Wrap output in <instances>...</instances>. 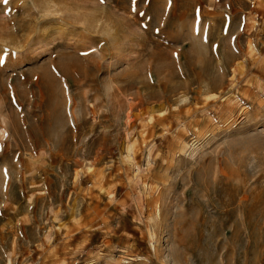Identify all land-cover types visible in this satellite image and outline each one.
<instances>
[{"label":"rangeland","instance_id":"1","mask_svg":"<svg viewBox=\"0 0 264 264\" xmlns=\"http://www.w3.org/2000/svg\"><path fill=\"white\" fill-rule=\"evenodd\" d=\"M50 1L0 0V264H264V0Z\"/></svg>","mask_w":264,"mask_h":264},{"label":"bare ground","instance_id":"2","mask_svg":"<svg viewBox=\"0 0 264 264\" xmlns=\"http://www.w3.org/2000/svg\"><path fill=\"white\" fill-rule=\"evenodd\" d=\"M34 3V2H33ZM38 3V2H37ZM37 3H34L33 4V6L37 9V8H40V12L39 13H43V17H46L45 19L47 20L48 18V20L47 21H49V20H54V19H57L58 17H59V10L60 9H57L56 7H55V4L53 3V1H50V0H40V3H38L39 4V6L37 5ZM55 3H56V1H55ZM57 4V3H56ZM34 9V8H33ZM30 10H32V8L30 9ZM37 13H38V10H37ZM40 15V14H39ZM58 16V17H57ZM41 17H42V15H41ZM99 18V17H98ZM40 19V18H39ZM92 22H94L93 20H92ZM88 24H90V22L88 23ZM92 24V23H91ZM90 24V25H91ZM96 24V23H95ZM97 24H98V22H97ZM16 25V24H15ZM92 26V25H91ZM90 26V27H91ZM97 28V27H96ZM17 32H18V30H17ZM16 32V33H17ZM18 34V33H17ZM2 36V35H1ZM11 37H16V36H12V35H10ZM3 37V36H2ZM10 38V37H9ZM13 38V39H14ZM17 38V37H16ZM15 38V39H16ZM212 96H215V94H211V95H208V100L209 101H211L212 100ZM195 149H196V147H195ZM193 150H194V148H193ZM142 183H144V181H142ZM157 208H158V211L160 212V210H161V204H160V202L158 201L157 202Z\"/></svg>","mask_w":264,"mask_h":264},{"label":"snow or ice","instance_id":"3","mask_svg":"<svg viewBox=\"0 0 264 264\" xmlns=\"http://www.w3.org/2000/svg\"><path fill=\"white\" fill-rule=\"evenodd\" d=\"M5 3H7V0H5Z\"/></svg>","mask_w":264,"mask_h":264}]
</instances>
